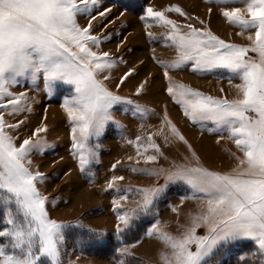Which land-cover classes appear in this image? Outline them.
<instances>
[{
  "label": "snow or ice",
  "instance_id": "snow-or-ice-1",
  "mask_svg": "<svg viewBox=\"0 0 264 264\" xmlns=\"http://www.w3.org/2000/svg\"><path fill=\"white\" fill-rule=\"evenodd\" d=\"M213 2L244 4L243 8L223 11L222 16L244 30H255L254 37L248 36L252 41L250 46L226 43L210 30L192 24L183 26L187 31L182 32L181 26L168 19L163 11L151 7L146 9V16L170 26L167 39L178 51L172 63L160 62L169 81L168 95L181 105L184 115L194 124L212 122L215 127L207 129L209 132L221 135L227 132L243 158L237 157L238 168L227 174L199 166L177 165L167 173L164 185L137 189L141 202L118 213L115 228L117 233H123L141 214L151 212L154 202L166 192L168 183L182 182L193 193L186 198L200 199L204 206L191 216L190 226L178 237L158 226L149 231L148 235L171 249L170 254L162 257L165 264H222L216 258L241 241H251L253 247L239 260L264 264V0ZM98 4L99 0H0V206L4 213L0 221L3 225L0 227V264H46V261L63 264L61 246L66 240L65 229L71 226L49 218L45 206L48 198L41 194L36 183L44 177L28 167L30 154L34 150L42 151L43 141L27 138L17 147L13 136L6 131L23 123H7L6 113L17 115L30 111L25 107L29 99L27 92L17 93L11 89L28 84L37 90L42 82L44 90L52 95L58 83L71 86L72 92L64 99L62 107L73 125L72 149L82 170L97 160L99 145H90L89 141L104 134L106 123L123 127L113 118L114 105H133L124 111H131L134 116L147 111L110 91L98 78L114 67L108 52L98 53L92 49L93 45L98 47L101 43L100 37L91 34L92 20L96 19L92 11ZM107 11L110 9L99 15L104 16ZM167 11L188 18L178 6ZM79 16L89 18L87 26L78 23ZM249 53H255L256 58ZM188 62H192L194 72L226 70L230 80L241 81L235 85L240 98L217 99L182 83H173L168 70H180ZM131 75L132 72L126 73L120 83ZM143 90L142 83L137 95ZM164 122L172 135L187 143L166 116ZM47 130L46 125L36 128L32 136ZM139 140L137 137L136 141H128L136 144L137 155L144 154L140 151L142 147L144 152L151 148L160 153L159 145L151 136L147 146L141 145ZM192 156L195 157L194 152ZM156 159L155 155L146 157V161ZM115 167L113 165V169ZM150 174L159 175L160 172ZM123 179L122 176L113 178L114 181ZM108 187L113 188L114 183L109 182ZM197 193L202 195L197 196ZM127 199V195L120 196V200ZM114 206L116 209L123 207L119 202ZM201 227L206 228L205 235L197 234ZM96 235L103 236V233ZM119 252L131 255L127 247Z\"/></svg>",
  "mask_w": 264,
  "mask_h": 264
},
{
  "label": "rangeland",
  "instance_id": "rangeland-1",
  "mask_svg": "<svg viewBox=\"0 0 264 264\" xmlns=\"http://www.w3.org/2000/svg\"><path fill=\"white\" fill-rule=\"evenodd\" d=\"M173 6L180 7L188 18L167 11ZM149 7L163 11L168 19L181 26L182 32L187 31L183 26L192 24L196 28L210 30L226 43L241 46H250L252 41L248 36L254 37V29L244 30L222 16L225 10L243 8V3L217 4L213 0H99L92 11L96 19L92 20L91 34L100 37L101 43L98 47L93 45L92 49L98 53L108 52L114 67L105 70L98 78L110 91L132 100L147 111L134 116L131 111H124L133 105H114L111 109L113 118L123 127L107 122L104 134L89 141L90 145H99L98 157L83 170L72 149L73 125L62 107L64 99L72 92L71 86L58 83L52 95L44 90L42 82L37 90L28 84L11 89L17 93L27 92L29 99L25 107L30 108V111L17 115L6 113L5 119L9 124L23 121L18 128L6 131L13 136L17 147L27 138L43 141V150H34L30 154L31 164L28 167L34 173H42L44 177L36 183L41 194L48 198L45 206L49 218L71 225L65 229L66 240L61 246L63 264H120L121 260L124 264H165L162 257L170 254L171 249L163 241L148 235L149 231L153 226H158L174 237L182 235L190 226L191 216L204 206L203 201L186 198L192 197L193 193L182 182L168 183L166 192L154 202L151 212L141 214L123 233L116 232L117 214L141 202L142 197L137 189L164 185L167 173L175 170L177 165L199 166L227 174L238 168L237 157L243 158V153L227 132L222 135L209 132L207 129L215 127L212 122L194 124L184 115L181 105L168 95L166 89L169 81L164 76L165 68L160 62L172 63L177 59L178 51L167 39L170 26H163L146 16ZM109 9L106 15H99ZM88 22V17H78L81 26H87ZM148 33L153 35L149 37ZM135 54L140 56L138 60ZM249 55L256 58L255 53ZM146 58L159 72L144 69ZM168 71L173 83H182L217 99L240 98L235 85L241 81L237 78L230 80L226 70L194 72L192 62H188L180 70ZM128 72H132V75L121 84V78ZM105 76L107 80L103 79ZM142 83L144 90L137 95V88ZM165 116L187 143L172 135L164 122ZM44 125L47 126V132L32 136L36 128ZM149 136L159 145L160 153L151 148L144 152L142 147L140 151L144 154L137 155L136 144L128 141H136L140 137L139 143L147 146ZM193 152L195 157L192 156ZM148 155H155L157 159L146 161ZM113 165H116L115 169ZM152 171L160 174L151 175ZM121 176L123 180H113ZM109 182L114 183L113 188L108 187ZM127 189L131 191H124ZM121 195H127L128 199L120 200ZM115 202L121 203L123 207L116 209ZM3 214V207L0 206V221ZM0 227L3 225L0 224ZM96 233H103V236ZM197 234L205 235L206 228H198ZM243 243H250L251 246L247 249L239 246ZM125 247L131 255L120 254L119 249ZM252 247L253 242L241 241L216 259L221 260L222 264H248L241 262L239 257ZM46 264H50V261H46Z\"/></svg>",
  "mask_w": 264,
  "mask_h": 264
},
{
  "label": "bare ground",
  "instance_id": "bare-ground-1",
  "mask_svg": "<svg viewBox=\"0 0 264 264\" xmlns=\"http://www.w3.org/2000/svg\"><path fill=\"white\" fill-rule=\"evenodd\" d=\"M135 59L138 60L140 58L139 55L135 54ZM145 64H148V66L146 68H148V70L150 71H153V72H159L158 68L152 64V62L150 60H148V58H146L145 60ZM196 79H193V81H195ZM155 81V80H154ZM155 82H158L157 80ZM154 82L155 85H157L156 83ZM197 83L199 84V80H197ZM59 113V112H58ZM59 116V115H58Z\"/></svg>",
  "mask_w": 264,
  "mask_h": 264
},
{
  "label": "trees",
  "instance_id": "trees-1",
  "mask_svg": "<svg viewBox=\"0 0 264 264\" xmlns=\"http://www.w3.org/2000/svg\"><path fill=\"white\" fill-rule=\"evenodd\" d=\"M239 246H243V247H246V249L251 246L250 243H243V244H240Z\"/></svg>",
  "mask_w": 264,
  "mask_h": 264
},
{
  "label": "crops",
  "instance_id": "crops-1",
  "mask_svg": "<svg viewBox=\"0 0 264 264\" xmlns=\"http://www.w3.org/2000/svg\"><path fill=\"white\" fill-rule=\"evenodd\" d=\"M146 60V59H145ZM145 62V61H144ZM148 66V64H145L143 67H144V69H147L148 70V68H146ZM146 70V71H147ZM150 71V70H149Z\"/></svg>",
  "mask_w": 264,
  "mask_h": 264
}]
</instances>
